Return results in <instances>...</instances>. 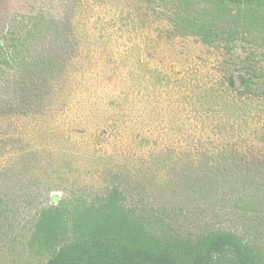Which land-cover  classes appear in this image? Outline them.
I'll return each mask as SVG.
<instances>
[{
	"label": "trees",
	"instance_id": "obj_1",
	"mask_svg": "<svg viewBox=\"0 0 264 264\" xmlns=\"http://www.w3.org/2000/svg\"><path fill=\"white\" fill-rule=\"evenodd\" d=\"M204 1L264 26V0ZM170 3L78 0L70 56L51 76L46 107L0 109V141L10 142L0 163L37 156L31 172L47 193L99 195L91 204L52 196L40 211L28 249L45 264H264L242 220H257L251 230L264 222V43L242 51L243 40L221 39L213 15L185 12L162 13L182 40L167 39L152 17ZM142 174L156 193L194 184L203 201L223 194L216 207L242 225L176 233L168 212L177 205L149 215L127 203L119 183Z\"/></svg>",
	"mask_w": 264,
	"mask_h": 264
},
{
	"label": "rangeland",
	"instance_id": "obj_2",
	"mask_svg": "<svg viewBox=\"0 0 264 264\" xmlns=\"http://www.w3.org/2000/svg\"><path fill=\"white\" fill-rule=\"evenodd\" d=\"M77 1L0 0V109L37 110L46 107L51 90V76L61 70V66L66 63V56H70V31L76 18ZM130 1L108 0V3L113 2V6L117 4L119 8L128 9ZM172 2L175 5L165 7L152 17V21L159 25L164 32L163 37L167 39L182 40L176 31L170 32L169 23L162 13L168 18H175L185 12L196 16L213 15L220 25L221 39L243 40L242 51L251 48L252 44H248V41H256L257 47L264 43V26L261 22L260 25L249 26L241 19H232L231 16L216 12L222 10L213 9L204 0H171ZM35 61L39 63L37 66ZM38 67L39 79L32 83L29 77L33 76V71ZM4 147L6 152L9 151L10 142L0 141L2 159ZM38 160L40 159L37 156H31L26 158L25 163H0V197L3 200L0 264L46 263V256L32 255L28 249V241L40 211L52 206V196H59L66 202L82 199L89 204L99 196L87 187H82L75 193L71 189L65 191L52 188L47 193V188L41 184L37 174L31 172L33 163ZM37 166L41 168V165ZM121 182L123 184L119 185L127 192L129 206L140 208L142 204L149 215L153 214V208L177 205L179 211L176 215L168 212L175 224L171 223L176 233L180 231L195 235L202 233L207 226L221 224L227 229H235L237 225H242V221L235 214L226 217L216 207L217 198L223 195L216 191L213 192L217 195L213 196L212 201L208 198L204 203L197 195L194 184L182 188L164 186L156 193L148 177L143 174L129 181L122 179ZM226 198L231 199L232 194H227ZM180 206H184V209ZM242 220L248 225V235L256 238L264 247V222L258 220L260 226L251 230L257 225V220Z\"/></svg>",
	"mask_w": 264,
	"mask_h": 264
}]
</instances>
